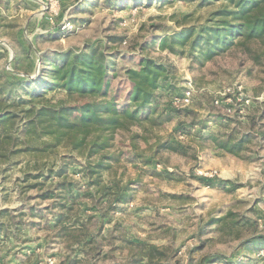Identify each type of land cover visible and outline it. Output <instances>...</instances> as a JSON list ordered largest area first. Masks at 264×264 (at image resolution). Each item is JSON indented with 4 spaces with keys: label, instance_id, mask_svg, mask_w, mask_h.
I'll return each mask as SVG.
<instances>
[{
    "label": "rangeland",
    "instance_id": "rangeland-1",
    "mask_svg": "<svg viewBox=\"0 0 264 264\" xmlns=\"http://www.w3.org/2000/svg\"><path fill=\"white\" fill-rule=\"evenodd\" d=\"M217 4L201 0H111L110 4L106 0H0V69L11 79L36 75L44 68L41 56L49 57L51 51L101 43L115 61L108 80L110 95L123 102L131 85L137 83L155 93L162 107L175 111L151 132L138 126L129 133L118 131L108 150L116 161L101 171L99 185L81 175L83 147L72 151L60 144L51 150L16 154L7 170L0 165V210L19 207L27 195L32 203L39 201L40 207L48 203L34 197L52 185L55 176L24 181L25 174L46 171L53 161L56 169L62 157L71 154L65 178L74 181L75 192L80 193L72 215H99L98 205L107 201L100 187L110 185L112 179L130 180L131 199L111 212L105 229L117 225L111 231L115 237L170 243L176 250L172 264H204L213 253H229L238 241L224 242L216 223L207 224L212 218L220 221L227 209L252 218L257 231L264 233V62L253 65L242 51L231 50L198 63L159 46L162 36L203 21ZM144 59L167 66L168 90L151 86L142 69ZM191 122L194 125L188 127ZM183 125L189 134L182 132ZM233 129L251 135L241 158L195 136L202 132L206 138ZM132 133L146 135L148 142L142 137L131 140ZM157 138L182 147L181 152L163 150L151 157L148 145ZM138 154L151 162L144 164ZM163 169L172 173L170 178L163 176ZM199 171H216L217 183H202ZM35 181L39 183L36 188L26 187ZM227 181L235 187L226 185ZM91 193L103 198L91 200ZM249 232L245 227L241 233ZM102 233L101 243L107 250L109 234ZM49 237L45 229L26 228L19 238L1 239L0 264H59L65 247ZM242 250L240 263L264 264L263 247ZM120 258L116 251V259Z\"/></svg>",
    "mask_w": 264,
    "mask_h": 264
},
{
    "label": "trees",
    "instance_id": "trees-1",
    "mask_svg": "<svg viewBox=\"0 0 264 264\" xmlns=\"http://www.w3.org/2000/svg\"><path fill=\"white\" fill-rule=\"evenodd\" d=\"M110 1L106 0V3L110 4ZM201 1L218 4L203 21L183 25L180 30L162 36L160 48L188 55L198 63L213 60L231 50H240L253 65L263 64L264 0ZM48 54L49 57L41 56L44 68L36 75H26L24 79H11L5 70L0 69V165L4 167L2 170H7L18 153L51 150L60 144L72 151L83 147L85 160L81 175L99 185L101 171L109 169L116 161L108 150L118 131L129 133L132 127L138 126L143 131L151 132L154 127L169 120L175 111L162 107L155 93L137 83L131 85L123 102L110 95L108 80L114 72L115 61L104 44H86L79 50L51 51ZM143 62L142 69L150 77L151 86L168 90L167 66L152 59H144ZM17 122L20 126L16 125ZM192 125L194 123L191 122L188 127ZM188 127L183 125L182 132ZM195 136L210 140L213 148L239 158L243 155L241 152L246 150L247 141L251 140L249 131L239 133L236 129L224 130L206 138L202 132H196ZM137 137L148 142L147 136L139 133H132L130 139L135 141ZM148 148L151 157L163 150H182V147L160 138L149 144ZM139 155L136 157L144 164L151 162L150 158ZM73 156L68 154L62 157L56 169L53 168V161L46 171L25 174L24 181L29 178L38 180L40 177L47 180L55 176L54 183L37 191L34 197L48 200V203L40 207L39 201L32 203L29 201L31 195H27L19 207L1 209L0 240L19 238L26 228L45 229L50 233L51 242H61L65 247L59 264H97L110 259L109 264H172L176 250L170 243L157 245L115 237L111 231H115L117 225L105 229L111 212L131 199L130 180L122 182L112 179L110 185L100 187L107 195V201L100 205L96 203L100 207L99 215H72L75 199L80 193L75 192L74 181L65 178V171ZM161 172L167 178L172 175L164 169ZM200 180L209 186L217 183L216 177H200ZM38 184L35 181L26 187L36 188ZM225 184L235 187L232 182ZM90 197L97 201L103 195L95 198L91 193ZM213 223H216L215 228L224 242L236 240L238 243L229 253L209 255V260L207 257L205 259L208 263L245 264L240 263L239 259L245 253L242 248L254 245L264 248V233L257 231L256 221L236 210L227 209L220 221L212 218L207 224ZM245 227L250 232L243 236L241 232ZM104 230L109 234L105 238L108 241L107 250L100 239L104 237ZM116 251L120 259H116Z\"/></svg>",
    "mask_w": 264,
    "mask_h": 264
},
{
    "label": "built area",
    "instance_id": "built-area-1",
    "mask_svg": "<svg viewBox=\"0 0 264 264\" xmlns=\"http://www.w3.org/2000/svg\"><path fill=\"white\" fill-rule=\"evenodd\" d=\"M199 173L201 174V177H205V178H212L216 175V171H208V172L199 171Z\"/></svg>",
    "mask_w": 264,
    "mask_h": 264
}]
</instances>
